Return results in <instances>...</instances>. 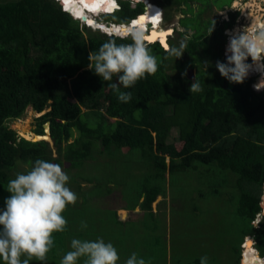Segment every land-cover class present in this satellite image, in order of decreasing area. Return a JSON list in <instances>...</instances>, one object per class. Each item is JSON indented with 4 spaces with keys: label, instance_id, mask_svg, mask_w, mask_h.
Masks as SVG:
<instances>
[{
    "label": "trees",
    "instance_id": "16d2710c",
    "mask_svg": "<svg viewBox=\"0 0 264 264\" xmlns=\"http://www.w3.org/2000/svg\"><path fill=\"white\" fill-rule=\"evenodd\" d=\"M119 4V10L109 15L119 21L116 24L127 25L143 13L142 4L136 8H131L128 2ZM160 5L167 15L164 3ZM147 7L145 21H139L143 26L159 22V10ZM111 12L110 6V10L101 13ZM100 28L109 34L107 26ZM201 38L194 35L184 51L195 56L197 47L203 44ZM109 39H115L118 44L133 43L131 37L91 32L62 11L58 0L0 4V210L5 208V200L11 195L7 190L9 180L17 173L28 172L37 159L59 164L69 172L85 166L97 144L102 151L110 153L139 149L154 172L151 177L157 180L196 169L197 164L236 175L238 180L234 178L233 183L242 192L237 214L248 221L249 238L254 239L255 249L259 248L263 253L260 256L264 257V216L254 225L255 216L261 211L264 186V90H253L254 79L250 77L242 84L230 83L222 77L215 64L225 60L217 53L211 54L209 60L213 62L207 69H203L200 57L190 59V68L196 63L197 69L190 80L169 73L175 56L171 54L172 46L165 51L156 43L146 46L157 58V72L146 74V79H140L131 88L121 86V91L132 94L130 102L121 103L109 87L111 82H118V77L103 81L87 67L89 53ZM196 77L202 91L190 93ZM28 108L42 113L35 120L37 137L46 136L43 125L49 122L52 146L46 141L20 138L8 126V122L21 118ZM172 129L178 130V144L166 142ZM74 131L78 132L77 137ZM52 147L56 149V157ZM84 175L86 178L82 181L92 185L91 190L85 199L82 197L84 201L69 204L62 212L66 228L53 232L54 247L45 261L60 264L73 239L94 241L103 236L112 240L114 236L119 264H125L133 252L146 264H161V241L157 240L154 245L141 235L134 238L131 232L123 230L121 226L127 222L119 220L116 211L112 217L114 235L102 234V230L94 234L95 220L86 218L82 206L86 201L90 203L89 195L102 197L111 190L100 193L95 189V184L101 183L99 178ZM227 180L231 182L230 176ZM160 191L158 186L143 191L145 194H140L131 205L123 197L127 203L125 208L128 207L125 210L139 207L152 217L155 214L152 204L161 196ZM79 193L75 191L76 195ZM82 221L86 222V228L81 227ZM75 227L77 232L73 230ZM117 227L121 230L120 236ZM248 242L253 250L251 240ZM0 264L6 262L0 258ZM189 264H200V259Z\"/></svg>",
    "mask_w": 264,
    "mask_h": 264
},
{
    "label": "rangeland",
    "instance_id": "374dc122",
    "mask_svg": "<svg viewBox=\"0 0 264 264\" xmlns=\"http://www.w3.org/2000/svg\"><path fill=\"white\" fill-rule=\"evenodd\" d=\"M12 1L18 0H0V4ZM76 1L72 0L71 3H77L78 6L83 4L84 9L87 11L90 8L97 9L99 5L97 2H94L93 5L90 1ZM150 1L160 6L164 14V8L160 5V2H163V0ZM229 1L220 0V4H227ZM239 1L242 3L246 0ZM248 1V4L243 7L244 11L249 9L250 12L247 15H243L240 12L241 14L237 16L239 11H234L232 13V19L226 28L229 29L228 32H233L234 30L242 31L244 27H249L248 22L251 25L253 19H256L255 26L260 17V22L264 24V0ZM252 1H255V7H249ZM119 2H125V0H119ZM208 2L214 4V0H208ZM129 5L131 8L136 7V4L133 7L131 4ZM217 5L219 4L216 3ZM148 6L155 8L151 4ZM218 9L220 8L214 10L216 11ZM214 10H211L208 17L214 20L219 28L220 33L217 38L219 44L212 42L210 34H207L205 41L209 47L214 48L216 51L214 54H218L219 51H222L220 48H225L226 50L229 37L226 33L221 32L224 22L219 16L213 15ZM167 14L168 16L166 18L164 15L162 16L163 20L156 26V29L163 30L171 24L176 25L173 22L175 13L170 6L167 9ZM106 15L99 13L93 14L92 17L98 23L116 24L119 22L115 16ZM182 24L193 29L199 27L196 22L190 20L182 21ZM90 30L93 33L103 32L96 30L94 27L90 28ZM199 36L201 37V35L197 34V37ZM115 37L130 38L131 36ZM170 40L172 41V49H178L180 45L184 48L187 45L186 40L181 38L176 32L173 33ZM198 55L201 56L203 69H207L210 62H213L209 60L210 54L208 52L204 54L199 52ZM190 56L188 59V54H182L179 58L173 56L170 63L173 68L171 71L169 70V73L183 76L188 80L192 79L196 75V63L190 68V63H188ZM250 61L251 58L249 57L247 63H250ZM174 62L177 64L173 65ZM174 68L184 69L185 71H178ZM249 77L254 79V84L251 87L255 90L254 85L259 82L260 74L250 73ZM262 90L264 89L259 91ZM41 114H36L32 109L28 108L21 118L8 122V126L20 138L30 142H38L44 139V141L52 145L49 136L41 138L34 134L37 128L35 120ZM82 117L84 118V115ZM45 131L46 128H44ZM77 135L78 132L74 131V137H77ZM178 138V130L172 129L166 142L168 144H178ZM52 151L53 157H56V149L52 147ZM92 155V159L79 170L66 172L63 169L64 167L62 169L70 178L66 186L68 185L67 187L74 193L75 191L81 192L77 195V203L84 201L83 199L86 198L85 195L87 196L92 186L82 181L83 178H86L84 174H88V177L93 176L99 178L101 183L99 186L95 184V189H98L100 193L104 194L107 190H111L109 195H105L106 197L100 196L94 198L89 195V202L91 204L86 201L84 206H82L84 208L82 211L85 213L86 218L95 220L93 224L97 230L94 234L102 230V234L108 233L114 235L115 226L112 217L114 211H116L119 220L127 222L123 226H120L123 227V230L131 232L134 238L141 235V238H145V240L154 245L157 240L161 241L160 258L163 256L161 264H189L205 255L208 257V264L239 263L241 243L247 238L246 246L248 238L251 236V229L248 221L237 214L242 192L238 185L233 183L234 178L238 180L236 175L228 172L223 173L224 171L218 172L214 167L197 164L196 169L193 168L192 170L176 173L172 176L168 175L164 180H157L151 177L154 172L139 149H121L118 152L113 151V153H110L109 151H102V147L97 144V147L95 145L93 147ZM166 163H168V159H166ZM229 176L231 182L227 180ZM70 183L71 185H69ZM81 186L83 187L81 188ZM154 186H158L161 189V197L152 205L156 214L152 217L144 215L145 213L140 211L139 208H136L132 212L122 211V208L128 209V207L125 208L127 204L120 196L126 197L127 202L131 205L140 194H145L143 191H149ZM73 230L77 232L78 228L75 227ZM116 230L119 233L118 236L122 235L118 227ZM98 238L103 239L105 243L110 242L115 246L114 236H112V240L103 236H99ZM252 247L255 248L254 245ZM70 249L68 252L71 251ZM257 249L262 256L263 253L259 248ZM26 258L27 254L21 256V260ZM85 259V257L78 258L76 264H84ZM29 264H50V261L39 262L33 257L29 261Z\"/></svg>",
    "mask_w": 264,
    "mask_h": 264
},
{
    "label": "clouds",
    "instance_id": "9594fccd",
    "mask_svg": "<svg viewBox=\"0 0 264 264\" xmlns=\"http://www.w3.org/2000/svg\"><path fill=\"white\" fill-rule=\"evenodd\" d=\"M58 1L62 10V6L65 7V5L62 4V0ZM148 1V5H154L159 10L161 20H163L162 8L150 0ZM111 2H114L118 7L106 16L114 14L120 8L119 0H111ZM125 2L129 3L128 0ZM138 4H142L143 13L136 18L144 16L148 6L143 0L138 1L136 6ZM64 12L84 24L85 27L93 28L86 22L76 19L68 11ZM135 19L125 26L131 25ZM94 21L96 20L94 19ZM214 24L215 21L210 35ZM146 29H152V25L147 23ZM148 32V30L144 32L140 26L113 28L109 34L103 31L102 33L107 36L128 37L130 35L133 43L118 44L115 39H109L98 50H94L88 55V69L94 71L103 81H113L114 76L118 77V82H111L109 87L121 103H128L132 98L131 92L120 90L121 86L125 89L131 88L140 79H146L147 75H154L157 72V58L151 54L144 42V33ZM226 35L229 37L225 50L226 62L218 60L215 64L221 76L230 83L242 84L250 73L258 72L260 80L254 85V88L257 91L264 89V24L257 22L255 26L244 27L242 31L226 32ZM184 52L183 47L181 49L173 48L171 54L179 58ZM249 57L252 63H247ZM189 91L190 93L202 91L201 83L197 77L192 82ZM47 129L48 136H50L49 127ZM45 134L46 132H44ZM69 179L59 164L37 159L28 172L17 173L14 179L9 180L7 190L11 195L5 200V208L0 210V258L6 264H29L33 257L41 262L45 261L47 253L54 247L53 232H62L66 228L67 221L62 216V212L67 205L75 204L78 199L77 195L66 186ZM263 195L264 191L260 206ZM263 210L262 205L259 213H263ZM81 227L86 228V222L82 221ZM71 249L61 259L60 264H76L80 257L86 258L84 264H117L119 260L113 244L105 243L101 238L94 241L73 239ZM253 250L257 252L260 259L264 258L260 256L257 249L253 248ZM241 253L242 247L240 264H242ZM23 254H27V258L21 260ZM125 264H146V261L133 252ZM200 264H208L206 255L200 258Z\"/></svg>",
    "mask_w": 264,
    "mask_h": 264
},
{
    "label": "flooded vegetation",
    "instance_id": "af4514ba",
    "mask_svg": "<svg viewBox=\"0 0 264 264\" xmlns=\"http://www.w3.org/2000/svg\"><path fill=\"white\" fill-rule=\"evenodd\" d=\"M248 0L240 3L239 0H230L229 3H221L220 4V0H214V4L212 2H208V0H163V3L166 7V10L169 8V6L171 7L172 11H174L175 16L173 18V22L176 23V25L171 24L169 26H167L165 29L167 30H171V34L169 33L168 37H167V43L169 48L172 46V41L170 40L173 33H177L179 34V36H181V38H184L186 40V44L188 43V41L190 39H192V37L194 35H201V41H203V44L198 46L196 51H195V56H190V54L188 52H184L183 54H188L187 59L190 56V59H195L196 57H200L198 54L199 52H201L202 54L208 52L209 58L211 57V54L216 52L214 50V48L209 47L208 44L206 43L205 39L207 38V34H210V30L213 26L214 20L210 19L208 17L209 13L211 12V10L220 8L218 10H214L213 15H217L219 16L223 23V28L221 29V32L226 33V31L228 32L229 29H226L228 26V23L231 21L232 19V13L234 11H239V13H237V16H239L241 13L244 15H247L250 10L247 9L246 11H244V7L247 3ZM251 1V0H249ZM248 1V2H249ZM216 3H218L219 5L216 6ZM169 4V6H168ZM254 5L253 7L256 6L255 1H252L250 3V5ZM249 7H252V5ZM237 8V9H236ZM259 11V10H258ZM241 12V13H240ZM164 17L166 18L168 16L165 15V13L163 14ZM251 17V16H250ZM261 18V17H260ZM260 18L258 20L259 23L260 22ZM185 20H190L192 22H196V24L199 26L197 27V29H193L191 27H186V25L182 24V21ZM248 22V21H246ZM256 19H253L251 21V24H255ZM249 26L250 23L248 22ZM158 30H161L159 28H157ZM163 29V30H165ZM225 31V32H224ZM237 30H234L233 32H236ZM219 28L217 27V24H214V28L213 31L211 33V40L212 42L219 44L217 38L219 36ZM226 45V42H225ZM183 47L182 45H180V48ZM222 49V51H219L218 54H220V56L225 60L226 62V57H225V48H220V50ZM184 51V48H183ZM199 51V52H198ZM189 59V60H190ZM250 63H252V61H250ZM197 72V69H196Z\"/></svg>",
    "mask_w": 264,
    "mask_h": 264
},
{
    "label": "bare ground",
    "instance_id": "6f19581e",
    "mask_svg": "<svg viewBox=\"0 0 264 264\" xmlns=\"http://www.w3.org/2000/svg\"><path fill=\"white\" fill-rule=\"evenodd\" d=\"M71 1L72 0H68V3L66 4L62 0V4L65 5V9L68 10L69 13H71L76 19H80L81 20L83 17H85L86 18V21H84V22H86V24L88 26H91V27L93 26L95 29L101 30L100 26H104L105 24L97 23L96 21H94V18L92 17V15L93 14H99V13L104 12V11H108V10H104V9H110L111 0H102V2H101V0H85V2H87V1L88 2L89 1L92 2L93 5H94V2H97L99 4L98 5L99 7H97V9L96 8H90L88 11L84 9V5L83 4L81 6H78L77 3L73 4V3H71ZM143 1H145V0H143ZM76 2H78V1H76ZM145 2L148 5L149 1L146 0ZM252 6H254V5H252ZM146 14H147V11L144 14V17H146ZM157 19L159 20V23L151 24L152 25V29H151L152 30V33L149 35V37H154V38L153 39H150V40L147 39V40L150 41V42H152V41H156V40L159 39L164 44L165 39H166V35H167V34L164 33L166 29L165 30H158V29H156V26L159 25L162 22L161 17H160V13H159V18H157ZM89 21H92L93 23L90 24ZM139 21H140L139 18H136L132 22V24L131 25H128V26H125V25H112V26L105 25V26L108 27V32L111 29H113V28H120L121 26L129 27V28L130 27L140 26V27L143 28L144 32H145V30H148V31L150 30V29H146V27H145L146 24H145V26H143L141 23H139ZM251 25H253V24H251ZM153 29H155V30H153ZM161 33H162V35H161ZM144 35L148 36V33H146V34L144 33ZM45 128H46V131H45L46 132V136H48L47 125L45 126ZM41 138H43V137H41ZM262 205H263V208H264V195H263V198H262ZM242 264H264V261L262 259H260V257H258L257 255L254 254V252H253V250L251 248V244L248 241H247V244L245 246L244 258H243Z\"/></svg>",
    "mask_w": 264,
    "mask_h": 264
},
{
    "label": "water",
    "instance_id": "95a60500",
    "mask_svg": "<svg viewBox=\"0 0 264 264\" xmlns=\"http://www.w3.org/2000/svg\"><path fill=\"white\" fill-rule=\"evenodd\" d=\"M114 9H117V7L116 8H111V10H114ZM68 11V10H67ZM141 17V16H140ZM139 17V18H140ZM82 21H86V18L85 17H83L82 18ZM152 33V30L150 29L149 30V32H148V36H146V35H144V37H149V35ZM165 34H167L166 35V39H165V42H164V44H163V42L161 41V40H156V41H152V42H150V41H148L147 39H145V44L146 45H152V44H159L162 48H163V50H165V51H168L169 50V46H168V44H167V37H168V35H169V33L171 34V30H165V32H164ZM249 77V76H248ZM47 125V128L49 127V122H47L46 124H44L43 125V127L45 128V126ZM49 139H50V136H49ZM263 191H264V187H263ZM261 207H262V205H261Z\"/></svg>",
    "mask_w": 264,
    "mask_h": 264
},
{
    "label": "built area",
    "instance_id": "2783aa9c",
    "mask_svg": "<svg viewBox=\"0 0 264 264\" xmlns=\"http://www.w3.org/2000/svg\"><path fill=\"white\" fill-rule=\"evenodd\" d=\"M128 1H129V3H130V4L132 5V7H133V5H134V4H137V2L140 1V0H128ZM155 8H156V7H155ZM156 9H157V8H156ZM62 11H67V10L65 9L64 6H62ZM110 26H112V24H110ZM253 84H254V82H253ZM253 84H252V85H253ZM252 85H251V86H252ZM253 90H254V89H253ZM263 215H264L263 213H259V214L256 215L255 220H254V225H257V224L260 222V220H261V218H262ZM250 240L252 241V246L255 245L254 240H253V239H250ZM245 243H246V241H245L244 243H242V245H241V247H242L241 262L243 261V258H244ZM261 259L264 261V258H261Z\"/></svg>",
    "mask_w": 264,
    "mask_h": 264
},
{
    "label": "snow or ice",
    "instance_id": "6c2138e0",
    "mask_svg": "<svg viewBox=\"0 0 264 264\" xmlns=\"http://www.w3.org/2000/svg\"><path fill=\"white\" fill-rule=\"evenodd\" d=\"M63 2L64 3H66L67 4V2H68V0H63ZM99 7V6H98ZM116 7H118L114 2H111V8H116ZM104 10H110V9H104ZM145 17L144 16H141L140 18H139V20H140V22L141 23H143L144 21H145ZM89 23L91 24V23H93L92 21H89ZM161 35H162V33H161ZM154 37H145V39H148V40H150V39H153ZM250 246V245H249Z\"/></svg>",
    "mask_w": 264,
    "mask_h": 264
},
{
    "label": "crops",
    "instance_id": "0c3cea01",
    "mask_svg": "<svg viewBox=\"0 0 264 264\" xmlns=\"http://www.w3.org/2000/svg\"><path fill=\"white\" fill-rule=\"evenodd\" d=\"M110 188H111V187H110ZM120 197L123 198L122 196H120ZM159 197H161V196H159ZM159 197H157V199H158ZM262 198H263V197H262ZM157 199H156V201H157ZM123 200H124V199H123ZM142 200H143V199H141L140 202H142ZM156 201H155V202H156ZM126 204H127V203H126ZM152 205H153V204H152ZM136 208H139V207H136ZM124 210H125V209L122 208V211H123V212H125V211H127V212H132V211H128V210H125V211H124ZM135 210H136V209H135ZM139 210H140V209H139ZM152 210H153V208H152ZM133 211H134V210H133ZM140 211H141V210H140ZM153 212H154V210H153ZM154 213L156 214V212H154ZM144 215H145V214H144ZM246 239H247V238H246ZM244 240H245V239H244Z\"/></svg>",
    "mask_w": 264,
    "mask_h": 264
}]
</instances>
